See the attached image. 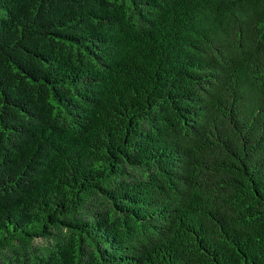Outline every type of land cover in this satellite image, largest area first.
<instances>
[{
	"label": "trees",
	"instance_id": "1",
	"mask_svg": "<svg viewBox=\"0 0 264 264\" xmlns=\"http://www.w3.org/2000/svg\"><path fill=\"white\" fill-rule=\"evenodd\" d=\"M0 264H264V0H0Z\"/></svg>",
	"mask_w": 264,
	"mask_h": 264
}]
</instances>
